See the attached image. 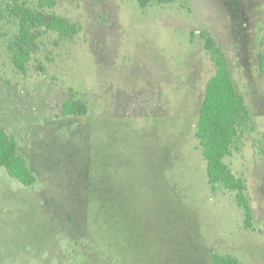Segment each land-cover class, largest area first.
Wrapping results in <instances>:
<instances>
[{
  "label": "rangeland",
  "instance_id": "374dc122",
  "mask_svg": "<svg viewBox=\"0 0 264 264\" xmlns=\"http://www.w3.org/2000/svg\"><path fill=\"white\" fill-rule=\"evenodd\" d=\"M37 6L40 0H26ZM46 11V10H45ZM66 37L42 30L23 71L18 21L0 0V128L37 178L0 168V264H264V0H56ZM229 56L251 118L225 161L247 182L254 229L229 191L212 193L196 138L215 72L201 39ZM85 116L62 115L68 101Z\"/></svg>",
  "mask_w": 264,
  "mask_h": 264
},
{
  "label": "trees",
  "instance_id": "16d2710c",
  "mask_svg": "<svg viewBox=\"0 0 264 264\" xmlns=\"http://www.w3.org/2000/svg\"><path fill=\"white\" fill-rule=\"evenodd\" d=\"M8 19L18 21V32L9 42L8 49L14 67L20 71L30 62L35 42L44 30L58 32L66 37L77 33L75 25L58 15L48 13L55 7L56 0H40L37 6H30L26 0H4ZM142 9L153 4L167 5L177 0H136ZM46 10V11H45ZM3 17L0 14V20ZM43 30V31H42ZM201 39L215 72L206 84L205 96L199 108L196 126V138L202 148L203 158L207 163L208 184L212 193L229 191L235 201L244 210L245 229H254V214L247 195V182L236 176L226 159L239 152L242 145V133L251 130V118L233 77L229 56L209 34H202ZM259 68L264 77V50L258 57ZM62 115L85 116L88 108L80 101H66L62 106ZM0 168L25 187H32L37 178L30 169L27 159L20 152L17 139L0 128ZM91 251L98 264H113L105 261L96 252L98 242L94 239ZM213 264H241L234 256L211 254Z\"/></svg>",
  "mask_w": 264,
  "mask_h": 264
}]
</instances>
